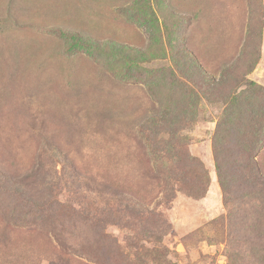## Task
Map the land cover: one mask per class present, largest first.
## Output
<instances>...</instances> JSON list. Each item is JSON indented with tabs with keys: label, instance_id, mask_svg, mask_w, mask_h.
I'll use <instances>...</instances> for the list:
<instances>
[{
	"label": "rangeland",
	"instance_id": "obj_1",
	"mask_svg": "<svg viewBox=\"0 0 264 264\" xmlns=\"http://www.w3.org/2000/svg\"><path fill=\"white\" fill-rule=\"evenodd\" d=\"M234 98L264 104V0H0V264H264L262 203L216 168ZM73 167L168 232L89 221Z\"/></svg>",
	"mask_w": 264,
	"mask_h": 264
},
{
	"label": "trees",
	"instance_id": "obj_2",
	"mask_svg": "<svg viewBox=\"0 0 264 264\" xmlns=\"http://www.w3.org/2000/svg\"><path fill=\"white\" fill-rule=\"evenodd\" d=\"M253 85L254 83L251 82ZM248 92H257L262 89L248 88ZM235 100V98H234ZM233 100V116L234 120L225 122L215 136L214 150L216 159V168L219 175L220 183L223 187L225 195L230 193V185L234 187V192L237 197L249 198L260 201L264 208V172L261 170L258 161L255 158L256 152L264 141V122L257 120L264 115L263 106L258 104V109H251L249 114L240 112V108L236 106L237 100ZM232 108V107H231ZM249 117L248 119H245ZM257 117V119H256ZM223 139L221 142L230 144L229 148L235 150L234 157L237 163H243L245 170L240 174H233L234 182L227 181L228 174L226 173L224 163L227 161L224 156H220L218 136ZM220 142V141H219ZM61 153L60 150H58ZM233 160V155H232ZM234 161V160H233ZM67 163V161H65ZM69 187L74 191L83 190L85 193L91 194L92 198L86 204L80 206V211L89 221L98 224H105L112 216H119L120 220L126 224L133 221L142 224L140 231H148L150 233L165 234L168 232L167 222L163 219L160 213L150 208L149 205L134 196L132 193L115 187L107 182L89 174H82L74 167L70 169ZM206 175V181L207 174ZM203 176V175H202ZM205 180V179H204ZM205 183V182H204ZM207 186V185H206ZM203 186L198 191L188 189L190 195L200 196L206 192L207 187ZM164 198H169L165 192ZM85 199V198H84ZM227 199V198H226ZM168 201V200H167Z\"/></svg>",
	"mask_w": 264,
	"mask_h": 264
}]
</instances>
